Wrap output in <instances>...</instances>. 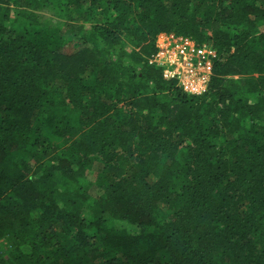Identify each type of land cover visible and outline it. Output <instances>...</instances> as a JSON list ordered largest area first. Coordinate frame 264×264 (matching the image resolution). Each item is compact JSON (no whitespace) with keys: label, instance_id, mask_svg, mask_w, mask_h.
Masks as SVG:
<instances>
[{"label":"trees","instance_id":"16d2710c","mask_svg":"<svg viewBox=\"0 0 264 264\" xmlns=\"http://www.w3.org/2000/svg\"><path fill=\"white\" fill-rule=\"evenodd\" d=\"M160 33L215 49L204 93L148 62ZM0 239L2 264H264V0H0Z\"/></svg>","mask_w":264,"mask_h":264},{"label":"built area","instance_id":"2783aa9c","mask_svg":"<svg viewBox=\"0 0 264 264\" xmlns=\"http://www.w3.org/2000/svg\"><path fill=\"white\" fill-rule=\"evenodd\" d=\"M155 47L148 62L161 68L164 79L174 81L187 94L200 95L207 90L216 57L213 47L173 33H160Z\"/></svg>","mask_w":264,"mask_h":264},{"label":"rangeland","instance_id":"374dc122","mask_svg":"<svg viewBox=\"0 0 264 264\" xmlns=\"http://www.w3.org/2000/svg\"><path fill=\"white\" fill-rule=\"evenodd\" d=\"M78 15H75L74 16V20L76 19ZM39 21L41 22L43 28H44V34L48 33L49 31H53V32H59V34L62 36L64 35L66 32H63L64 31V28L62 27V25L60 24V18L59 17H56L55 15H52V13L50 12H42L40 17H39ZM36 28H41V27H36ZM160 34H158L159 36ZM43 38H45V36L43 35ZM65 43L64 41H59V39L53 44L56 48H62V44ZM70 45L66 46L65 48L63 49H67ZM126 48L127 49H130V46L129 45H126ZM48 149H50V147H48ZM88 178H90L91 180L94 179V169L91 168L88 170ZM90 210L88 208H83L81 210V213H80V216L82 217H86L88 218L90 216ZM1 241H4V239H0V242ZM0 245L4 246L6 245L4 242L0 243ZM7 246V245H6ZM20 247V250L21 252H24L27 250V248L24 246V245H21L19 246ZM8 248V247H7ZM49 251V250H47ZM46 250H44L43 254L46 256L48 255ZM5 252H6V249L2 250L0 248V255L1 257H4V256H8V255H5ZM7 258V257H6ZM2 264V263H0Z\"/></svg>","mask_w":264,"mask_h":264}]
</instances>
